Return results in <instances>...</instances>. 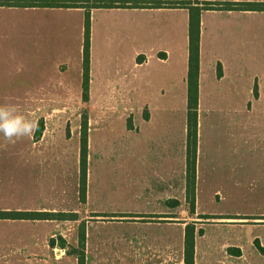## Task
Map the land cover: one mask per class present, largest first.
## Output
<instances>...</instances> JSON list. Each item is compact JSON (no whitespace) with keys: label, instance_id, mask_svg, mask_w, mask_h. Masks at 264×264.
<instances>
[{"label":"rangeland","instance_id":"1","mask_svg":"<svg viewBox=\"0 0 264 264\" xmlns=\"http://www.w3.org/2000/svg\"><path fill=\"white\" fill-rule=\"evenodd\" d=\"M4 36L0 33V93L5 92L6 85L14 89L12 92L21 90L16 86L17 80L24 83L32 80L70 84V96H0V119L21 117L33 124L30 135L14 136L12 140L0 131V176L8 180L18 174L29 176V170L20 168L26 163L9 156L19 152L37 153L39 192L37 196L33 192V197L38 198V201L33 198V204L37 203L40 211L76 213L77 219L39 220L37 249L33 241L28 258L26 242L13 238L15 232L25 234L26 228L0 223V264H14V261L10 263V255H16V264H77V258L70 250L79 249L82 231L85 264H184L187 226L194 227V264H264V255L256 246L257 240L264 248V80L260 85L256 82L253 91H247L246 110L242 95L213 97L211 108L221 106V103L224 108L207 113L206 121H202L197 208L192 206L187 194L186 199L182 194L181 198L170 202L171 206L159 203L168 205L167 208L153 207L151 201L137 207L142 196L130 191L126 158L105 159L101 155L127 153L125 121L129 116L130 120L134 118V113H123L127 108L136 109L142 103L158 106L168 102L173 106L171 112L156 113V124L159 126L165 115L178 129L181 122H185L186 89L182 98L153 96L148 88L147 91L136 88L115 97L93 95L91 101L89 98L84 102L78 94L80 91L73 87L80 54L75 46L78 40L69 39L72 44L66 71L45 66L32 75L27 66L19 70L18 66L6 64ZM153 53L147 49L142 55L148 58ZM248 53L263 58L264 46ZM153 59L148 67L135 73L144 78L155 65ZM235 101L240 102L234 104ZM105 104H113L112 108L116 110H108ZM84 114L88 119L86 188L89 193H86L88 199L86 195L82 202L79 159L80 125ZM112 140L120 145H112ZM5 155L7 159L1 160ZM96 196L106 202H98ZM25 197V193L0 192V207L25 202ZM128 206H135L130 210L143 215L130 216ZM203 215L225 218H200ZM244 215L250 217L226 218ZM251 216L259 218L252 219ZM5 235L10 239L7 240Z\"/></svg>","mask_w":264,"mask_h":264},{"label":"crops","instance_id":"2","mask_svg":"<svg viewBox=\"0 0 264 264\" xmlns=\"http://www.w3.org/2000/svg\"><path fill=\"white\" fill-rule=\"evenodd\" d=\"M204 1L264 2V0H198V5ZM84 12V8L80 7H0V33L5 35L3 55L7 56L6 64L18 66L19 70L22 66H27V70L32 75L39 73V69L45 66L61 68L64 72L70 56L72 44L70 40L74 38L78 40L75 46L78 52L80 50V54L77 56L78 68L73 87L77 88V91L81 92L78 94L82 95ZM188 23L189 11L186 8H97L90 11V101L93 95L105 98L115 97L124 93L125 90L133 91L136 88L145 91L148 88L153 96L182 98L183 91L186 89V117L185 122L183 120L178 129H175L172 120L165 115L161 117L160 125L156 124V113L171 112L173 106L168 102L158 106L142 103L136 109L127 108L123 110V113H134L133 120H130L129 116L125 121L127 153L101 155L105 159L126 158L130 191H135L142 196L137 207L141 203L151 201L154 204L153 207L167 208L168 205L171 206L170 202L181 198L182 194L186 199ZM55 35H57V41ZM42 39L45 41H41ZM263 46L264 11L203 10L201 12L194 208H197V183L201 165L199 156L202 152L200 139L202 121L203 119L206 121L207 113L216 112L217 108H224L222 103L221 106L211 108L213 97L242 95L243 107L247 109V91L250 92L251 89L253 91L256 82L260 85L264 80V57L258 55L256 58L253 53L248 52L252 49L261 50ZM147 49L155 52L148 58L142 55ZM58 56L61 58H56ZM141 56L142 61L138 62V57ZM151 58H155L153 59L155 65L149 69V73L144 78L141 74L135 73L137 70L148 67ZM16 86H19L21 90L12 92L14 89L6 85L5 92L0 93V96L35 98L70 96V84L66 83L47 84L32 80L24 83L17 80ZM238 102L240 101L233 103ZM105 105L109 108L108 110H116L112 108L113 104ZM89 106L92 107L90 103ZM234 110L236 111L237 108ZM111 143L120 145L114 140ZM7 157L5 155L1 160L5 161ZM9 157L25 162L26 164H21L20 168L29 170L30 175L23 177L18 174L10 180L0 176V192L11 191L14 195L25 193L27 200L20 201V205L1 206L0 210L40 211L37 203L33 204V198L38 201L37 197H33V192L36 196L39 192L38 154L19 152ZM86 181H88V173ZM86 193H89L87 188ZM86 195L88 199V194ZM15 199L16 196H14ZM95 199L98 202H106L97 196ZM127 209L130 216L143 215L130 210L135 209V206H128ZM247 216L249 215L228 219H243ZM251 218L259 217L251 216ZM38 222L37 218L32 217L31 219H0V223H10L26 228L25 234L15 232L13 235L16 240L26 242V258H28L29 250L30 254L32 252L33 241L34 248L37 249ZM232 223L234 222L228 224ZM257 237L255 236L256 239ZM6 239L9 240L10 237ZM8 257H12L10 263L13 261L14 264L17 263L16 255ZM9 258L6 263L10 260Z\"/></svg>","mask_w":264,"mask_h":264},{"label":"trees","instance_id":"3","mask_svg":"<svg viewBox=\"0 0 264 264\" xmlns=\"http://www.w3.org/2000/svg\"><path fill=\"white\" fill-rule=\"evenodd\" d=\"M198 0H0V7H37V8H84V45L82 52V100H89L90 83V11L104 8H186L189 11L188 23V69H187V196L190 197L194 207L195 195V164L198 142V100H199V40H200V14L203 10H246L264 11V2H218L204 1L198 5ZM138 57V62L142 61ZM88 158V119L82 116L80 125V199L86 198V176ZM38 219V220H67L77 219L73 212L38 211L19 212L1 211L0 219ZM204 219H221L225 217L203 215ZM234 218V217H226ZM239 218V217H238ZM79 249H72L70 253L77 258V264H85L84 246L85 235L80 233ZM258 250L264 255V248L256 240ZM194 227L187 226L184 236V264H194ZM239 255V251L235 252Z\"/></svg>","mask_w":264,"mask_h":264},{"label":"clouds","instance_id":"4","mask_svg":"<svg viewBox=\"0 0 264 264\" xmlns=\"http://www.w3.org/2000/svg\"><path fill=\"white\" fill-rule=\"evenodd\" d=\"M33 130V124L25 121L21 117H12L9 119H0V131L4 136L12 140V138L23 135H30Z\"/></svg>","mask_w":264,"mask_h":264}]
</instances>
